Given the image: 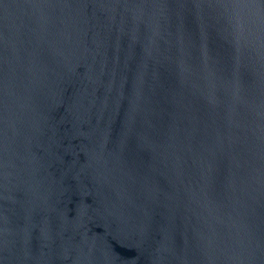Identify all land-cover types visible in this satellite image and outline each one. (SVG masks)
<instances>
[{
    "label": "water",
    "instance_id": "1",
    "mask_svg": "<svg viewBox=\"0 0 264 264\" xmlns=\"http://www.w3.org/2000/svg\"><path fill=\"white\" fill-rule=\"evenodd\" d=\"M0 264H264V0H0Z\"/></svg>",
    "mask_w": 264,
    "mask_h": 264
}]
</instances>
